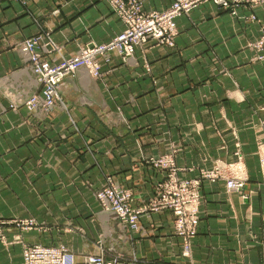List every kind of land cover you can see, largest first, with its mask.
<instances>
[{
    "label": "crops",
    "instance_id": "crops-1",
    "mask_svg": "<svg viewBox=\"0 0 264 264\" xmlns=\"http://www.w3.org/2000/svg\"><path fill=\"white\" fill-rule=\"evenodd\" d=\"M141 1L161 11L173 0ZM175 22L173 47L148 42L128 61L111 53L100 77L86 68L63 77L64 107L32 111L24 103L41 85L20 50L26 39L49 35L56 49L42 56L58 63L124 26L106 1H0V264H22L23 244L63 245L75 264H264V60L250 46L264 5L204 0ZM237 153L243 189L201 179L187 254L171 210L141 215L135 230L95 196L110 178L139 207L168 174L150 158L171 156L180 179H200Z\"/></svg>",
    "mask_w": 264,
    "mask_h": 264
},
{
    "label": "built area",
    "instance_id": "built-area-1",
    "mask_svg": "<svg viewBox=\"0 0 264 264\" xmlns=\"http://www.w3.org/2000/svg\"><path fill=\"white\" fill-rule=\"evenodd\" d=\"M100 1H106L110 5L124 26L122 32L110 41L84 45L58 63H51L42 56V52L56 49V45L49 35H45L43 39L40 36L31 37L23 42L20 50L24 60L37 83L41 85L40 92L31 95L25 101L24 104L28 109L49 112L57 103L64 107L58 94V85L63 77L81 68H86L90 76L94 78L100 77L102 74L100 60L108 63L111 53H116L123 61H128L132 59L135 47L148 42L173 47L177 35L175 19L182 14H188L192 8L204 0H173L168 8L161 11H144L141 0ZM212 1L223 8L243 3L250 6L264 3V0ZM261 32L262 36L250 43V46L257 50L264 49V26L261 28ZM15 106L16 102H11L10 107L14 108ZM263 143L259 142L257 149L260 165L264 172ZM237 156L238 161L234 163L217 162L212 169L202 170L200 179H180L171 156L150 158L151 164L158 169L167 170L168 174L163 181L157 183L155 192L148 198V202L139 207L130 205L131 191L114 183L110 178L102 188L96 191L95 196L104 211L119 219L123 225L135 230L141 228L139 225L141 215L163 209L171 210L175 216L174 231L182 237L184 252L187 254L190 239L196 233L198 207L201 200V179H224L228 191L241 192L247 179L239 161L241 156L240 154ZM33 224L32 220L25 222V226L28 228ZM87 261L91 264H104L101 256H89ZM22 264H75V257L63 245L23 244Z\"/></svg>",
    "mask_w": 264,
    "mask_h": 264
},
{
    "label": "rangeland",
    "instance_id": "rangeland-1",
    "mask_svg": "<svg viewBox=\"0 0 264 264\" xmlns=\"http://www.w3.org/2000/svg\"><path fill=\"white\" fill-rule=\"evenodd\" d=\"M243 5H247V6H249V7H254V6H257V5H264V3H262V4H257V5H254V6H250L249 4H244L243 3ZM263 27V25H261L260 26V36H262V32H261V28ZM259 36V37H260ZM259 39V38H258ZM252 43V42H251ZM254 49V48H253ZM257 50V49H256ZM259 51V54L256 56V57H258L257 59L258 60H264V49L263 50H258ZM259 142H264V141H259ZM258 142V143H259ZM258 143H257V145H256V153H257V156H258V161H259V167H260V171L264 174V172H263V170H262V168H261V165H260V160H259V154H258ZM264 144V143H263ZM214 167V166H213ZM244 173V172H243ZM227 189V188H226Z\"/></svg>",
    "mask_w": 264,
    "mask_h": 264
}]
</instances>
